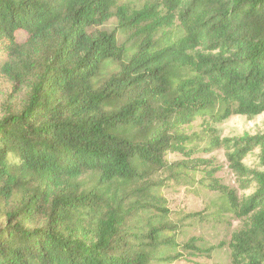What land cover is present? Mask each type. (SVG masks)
Wrapping results in <instances>:
<instances>
[{
    "label": "trees",
    "instance_id": "trees-1",
    "mask_svg": "<svg viewBox=\"0 0 264 264\" xmlns=\"http://www.w3.org/2000/svg\"><path fill=\"white\" fill-rule=\"evenodd\" d=\"M113 18L114 31L96 30ZM0 56L10 99L29 88L0 118V264L184 259L160 255L180 245L148 217L168 213L154 206L161 173L220 195L213 216L248 218L228 243L231 264H264V136L221 138L212 125L264 114V0H0ZM219 150L252 195L196 157ZM257 150L263 171L244 164Z\"/></svg>",
    "mask_w": 264,
    "mask_h": 264
},
{
    "label": "rangeland",
    "instance_id": "rangeland-1",
    "mask_svg": "<svg viewBox=\"0 0 264 264\" xmlns=\"http://www.w3.org/2000/svg\"><path fill=\"white\" fill-rule=\"evenodd\" d=\"M153 0H123L130 6L135 5L138 8L143 7L145 3ZM117 20L113 18L107 24L97 28L99 31L112 32L115 30ZM120 43H125L127 37L120 35ZM19 43H24L27 36L24 33L17 35ZM6 58L0 56V118H2L8 110L19 109L25 102L29 88H25L22 93L15 96L12 100L13 84L9 77L1 70ZM202 119L198 118L190 127H185L184 132L192 134L199 131L201 128ZM214 128L219 131L221 138H246L264 136V114L249 119L245 116H234L220 123H213ZM259 151H255L251 156L247 157L244 164L255 170L259 168ZM196 157L214 161L215 165L221 168L216 175L223 184L237 191L240 198L248 197L255 192L252 187L248 190H241L238 184V178L231 171L225 152L223 150L216 151L212 154H198ZM182 157L176 154H167L166 160L169 163L175 164L182 161ZM201 176H197L199 180ZM152 181L161 183L163 186L153 188L155 193V204L157 207H164L168 213H158L152 210L148 217L154 219L158 224L167 225L172 229V234L175 241L180 245L177 252L172 249L164 248L160 252L161 256L175 255L180 253L184 259L172 264H231L230 250L228 243L235 232H239L249 222L248 218H236L231 214H217L213 216L217 208L222 203L220 195L211 193L202 186L186 185L185 181L177 182L169 177V174L161 173L155 176ZM142 189L129 190L132 203L128 204V208L133 206L134 200H139ZM193 215H198L193 217ZM195 240V245L203 250H208L217 247L221 244L225 246L217 249L210 254L202 256L191 254L184 251L181 246ZM194 253V252H193Z\"/></svg>",
    "mask_w": 264,
    "mask_h": 264
}]
</instances>
